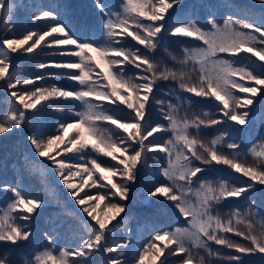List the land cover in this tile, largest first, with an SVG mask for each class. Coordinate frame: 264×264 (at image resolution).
<instances>
[{"label":"snow or ice","instance_id":"1","mask_svg":"<svg viewBox=\"0 0 264 264\" xmlns=\"http://www.w3.org/2000/svg\"><path fill=\"white\" fill-rule=\"evenodd\" d=\"M93 2L96 10L104 17V44L73 31L61 19L62 15L67 16L64 5H56L53 9L38 6L35 2L30 6H21L11 0H0V15L6 21L14 8L23 7L31 12L34 24L38 21L45 22L41 30L29 31L22 39L0 40V87L8 90L7 94L13 101L7 114L0 118V135L14 133L22 130L26 124L30 125L32 132L28 141L35 154L50 161L56 176L68 189L75 203L94 222L88 224L81 221L87 238L82 237L77 247L60 249L59 255H54L56 223L50 221L52 229L44 232L47 244L42 250L30 249L28 245L32 243V225L39 215L37 210L43 207L44 201L26 195L19 182L17 186H0V191L11 192L14 197L0 211V264H21L16 259L18 252H23L25 256L22 264H91L89 258L100 250L105 254L116 253V257L109 258L108 264H126L121 259L124 253L118 250L128 247L131 241L109 244L108 237L117 226L109 225L122 213L127 214L126 202L131 199L132 185L143 175L147 153H152L154 149L167 156V167L160 168L159 173L168 183L147 190L145 201L150 202V198L163 196L186 218L188 226L156 231L144 245L136 264H146V260L150 264H206L205 258L199 256V250L203 249L209 257L221 255L219 251L212 250L210 242L244 255L264 254V223H261L259 230L254 227L256 212L246 213L245 216H250L251 219H245L240 217L239 212L233 211L228 220L212 212L214 205L222 200H238L256 190L257 185L264 186V148L259 152L255 147L249 149L255 162L248 164L243 159L245 154L241 151L240 144L235 142V134L250 122V106L254 105V98L259 95L260 102L264 104V64L256 65L255 61L249 60L251 67L238 68L233 61L218 58L220 53L233 57L240 53H251L257 60L264 62V47H258L264 45V39H260L264 37V21L256 23L229 17L224 21V26L220 27L210 18L208 24L211 30L203 31L191 19L187 23L170 24L177 7L183 6L182 0H122L109 5L104 0ZM259 2L264 5V0ZM237 26L250 31L238 30ZM165 33L171 37H190L201 41L204 47L184 49L183 59L179 60L168 53L180 65L179 71L173 70L157 60ZM125 37H131L135 45L141 47H126ZM29 41L33 42L25 48ZM42 42L43 47L58 49L52 55L76 59L39 63L37 69L43 75L18 78L13 70L14 57L11 54L20 50L31 54L42 47ZM125 64L132 65L139 72L135 76H126ZM189 65L192 72L199 67L198 82H191L188 72L184 70ZM96 68L101 71L96 72ZM46 69L57 71L46 72ZM46 77L73 81L78 87L66 90L57 85L42 86L39 82ZM160 80L176 81L180 92L200 98H214L222 105L219 111L225 119L211 118L207 112L194 114L191 118H180V104L191 101L179 95L176 96V104L159 99L157 93L162 89L157 81ZM242 80L251 82V85L240 83ZM22 85L32 87H20ZM13 89L16 91H12ZM233 89L248 95L237 96ZM172 92L173 89H169L164 94L168 96ZM58 99L78 101L81 110L54 108V111L75 119L73 122L62 120L54 134H47L42 114L44 108L51 107V104L43 105L41 102ZM102 102L113 107L105 108ZM37 105L41 107L37 108ZM121 105L124 107L121 108ZM153 105H156L155 109ZM124 108L128 111L125 112ZM154 111L167 124L152 120ZM229 121L240 126H228L232 133L230 139H225L228 132H222L211 141L201 138L202 128L228 125ZM98 122L114 125L115 129L125 135L121 136L113 129L101 128ZM190 129L195 132H190ZM70 130L75 131L76 135L65 141L64 134ZM167 132H171L172 137L159 143L162 139L160 134ZM62 142L69 146L62 148L57 156L64 152L73 153L67 159H57L49 154V149L54 144L59 147ZM217 145H225L230 151L222 153ZM92 153L110 157L116 163L104 166ZM152 158L156 159L155 156ZM200 165H226L247 179L236 185L226 182L214 185L200 179L206 171V167ZM97 172L106 183L98 184L93 180ZM77 176L83 181L79 186L80 190H83L88 181H92V187L108 189L110 186L111 192L105 191L103 195L85 193L84 197L76 198L78 192L72 190L77 185L70 178ZM114 177H119V180L114 181ZM195 181H200V185L196 190L197 204L193 206L189 193L192 192ZM110 195L119 199L109 200L106 207L112 215L107 219L94 214L96 207L84 206L92 200L104 201ZM249 207L251 209L252 206ZM241 224L247 231L239 227ZM227 233L241 237L249 241V244L235 243L225 235ZM21 241L28 243L21 245ZM157 242L163 244V247ZM170 257H177V260L173 262ZM222 260L227 261V264H243L240 255H224Z\"/></svg>","mask_w":264,"mask_h":264},{"label":"trees","instance_id":"2","mask_svg":"<svg viewBox=\"0 0 264 264\" xmlns=\"http://www.w3.org/2000/svg\"><path fill=\"white\" fill-rule=\"evenodd\" d=\"M11 2L17 5H32L34 2L38 6L44 8H55L56 5L66 6L67 16L61 17V19L68 23L69 26L77 34L82 37L90 36L97 43L104 44L106 39L104 37L103 20L104 17L96 10L93 0H11ZM106 5L122 2V0H104ZM182 7H177L176 12L173 13L174 19L170 21V24L187 23L189 19L195 21L198 27L203 31H210L211 26L208 24V20L214 19L220 26H224V21L231 17L234 20L245 19L256 23L264 21V5L260 4L259 0H182ZM45 22L38 21L35 24L31 20V12L26 11L23 7L14 8L9 20H5L0 15V40L2 39H22L29 31L41 30L42 25ZM241 31H250L245 29H239ZM165 40L162 41L163 47L159 49V55L157 60L162 64L167 65L169 68L179 71L180 65L177 61L171 59L168 53L177 59H183L184 49H191L193 47H204L201 41L194 40L190 37H171L167 33ZM255 35L259 36L258 33ZM35 39V37L33 38ZM48 39H51L49 37ZM126 47L132 48L133 46L139 48L141 46L135 45V41L131 40V37H125ZM264 39V37H260ZM33 41H29L28 47ZM37 48L31 54H25L23 50L15 54H11L14 57L13 70L16 72L18 78H33L43 75L44 73L37 69L39 63H47L50 61H61L65 59H74L75 57H61L52 55L51 53L55 48L43 47ZM2 47V44H0ZM72 47V46H66ZM258 47H264V45H258ZM167 49V51H165ZM218 58L226 59L234 62V66L238 68L251 67L249 60L255 61L256 65L264 64L253 57L251 53H240L239 56L233 57L227 53L218 54ZM125 75L135 76L139 69H136L130 64H125ZM191 82L199 81V67L197 71H191V65L187 69ZM46 72H54L56 69H46ZM68 71V70H65ZM99 68H96V72H100ZM2 83V82H0ZM42 86L57 85L66 90H72L73 87H78L73 81L66 79H52L46 77L43 81L39 82ZM162 91L157 93L159 99L164 100L166 103L171 102L176 104V96L188 98L190 103H182L178 109V115L180 118H191L194 114H201L204 112L209 113L211 118L225 119L220 113L219 109L222 105L214 98H200L195 97L190 93L180 92L176 81H157ZM242 84L251 85L249 81H240ZM20 87H32L31 85ZM169 89H173L171 95L165 96V92ZM12 91H16L13 89ZM8 90L0 87V118L7 114L10 104L13 102L12 98L7 94ZM235 95L244 97L247 93H241L233 89ZM261 97L258 95L254 98V105L250 106L252 109V116L250 122L246 125L242 131L235 134V142L240 144L241 151L245 154L243 159L248 164L255 162V157L249 153V149L255 147L257 152L264 148V104L261 102ZM104 103L105 108H111L113 106ZM118 103V102H117ZM41 104L51 107H45L43 111V120L46 121L44 131L47 134H54L58 123L62 120L67 122H73L75 118H69L65 113H58L54 111L56 107H70L75 111H80L78 101L58 99L55 101H42ZM19 107V105H17ZM41 105H37L40 108ZM121 108L124 106L121 105ZM156 105H153L155 109ZM244 109H241L243 111ZM35 111V110H33ZM127 112L128 109L124 108ZM31 115V113H29ZM152 120L167 124L166 121L160 119L158 112H153ZM99 127L106 129H113L123 136L125 133L119 129H115L114 125L107 122H98ZM233 128H239V125H234L231 121L228 125H215L200 130V136L206 141H211L214 137L221 135L222 132H228L229 135L225 139H230L232 133L228 126ZM32 132L30 125L23 126L22 130H17L14 133H6L0 135V186L10 185L17 186L19 182L20 187L26 195L35 196L44 201V205L41 209H38L39 215L36 217L35 223L32 225L33 236L31 237L32 243L28 245L30 249L42 250L47 244L44 239V232L50 231L53 225L50 221H55V235L57 236L55 247L53 249L54 255H59L60 249H71L77 247L81 243V238H87V234L84 231L81 221H85L88 224L94 223L91 219L83 213L81 206L74 203L73 198L70 199L68 189L60 181L59 177L51 166L50 161L39 160L35 155V150L28 141V137ZM190 132H195L194 129H190ZM65 135V134H64ZM75 131H69L65 136V141L73 139L75 137ZM162 139L159 143L170 139L172 137L171 132L160 134ZM150 140L152 137L149 138ZM53 145L49 149V153L53 154L69 146L66 143ZM147 143V141H145ZM217 148L222 153H228L230 150L225 145H217ZM89 151H91L89 149ZM73 153H62L60 156L62 159L71 157ZM99 162L104 166L114 165L116 162L110 157H105L92 153ZM155 156L156 159L152 157ZM122 158V157H121ZM199 163V162H197ZM201 167H206L200 165ZM90 167V165H89ZM118 167H122L119 166ZM167 167V156L165 153L159 152L158 149H154L152 153H147L146 166L143 171V175L138 177L137 182L132 185L131 199L126 202V215L124 213L112 221L109 227L117 225L112 233L108 237V243H123L130 240L131 243L128 247L119 249L124 256L121 257L126 264H136L139 259V254L143 251L144 245L147 244L156 231L174 230L177 227H187V220L183 217L178 209L172 206V202L166 200L163 196L150 198V202L145 201L147 190L160 184H167L168 181L159 173L160 168ZM94 171V170H93ZM86 177V174H85ZM71 180L78 182L79 186L83 181L79 176L71 177ZM195 180V178H193ZM203 181H209L211 183L218 184L220 182H226L229 185H236L241 180H246L239 173H235L232 169L226 165H216L213 167H206V171L200 177ZM98 184H104L105 181L100 179V173H95L93 176ZM114 181H118L119 177H114ZM200 181H195L192 185V192L189 193V198L193 206L197 204V189H199ZM80 190V188H79ZM78 190V191H79ZM77 191V192H78ZM105 191L111 192L109 186L108 189L92 187V181H88L84 185L83 190L79 191L78 195L85 196V193L90 195H103ZM13 194L6 190L0 191V211L7 207V204L13 199ZM118 197L108 196L104 201H89L85 207L89 205L96 207V213L100 218L106 219L112 215L107 210V204L109 200H118ZM253 201L255 203L253 204ZM252 206L251 209L249 206ZM91 210V209H90ZM233 211L240 213L241 218L251 219L250 216H245L246 213L254 211L257 213L255 217L254 227L259 230L261 223H264V186L257 185L256 190L245 194L240 199L230 198L229 200H222L219 204L214 205L212 212L214 215L218 214L224 220L231 218ZM15 215V214H14ZM189 219V218H188ZM239 227L247 231V228L241 224ZM229 239L235 243L248 245L249 241L244 240L241 237L235 236L232 233L225 234ZM21 245H25L28 242L21 241ZM160 244V242H157ZM163 247V244H160ZM210 247L213 251H219L220 256L209 257L208 253L203 249L199 250V256L205 258L206 264H227V261L222 260L224 255H240L243 264H264V254L255 253L244 255L236 253L233 249L224 248L220 245H215L210 242ZM116 257V253H103L102 250L96 251L89 258L91 264H108L109 258ZM199 258V257H197ZM16 259L21 262L25 259L23 252L16 254ZM170 260L175 262L177 257H170ZM146 264H150L146 260ZM158 264V262H157Z\"/></svg>","mask_w":264,"mask_h":264},{"label":"rangeland","instance_id":"3","mask_svg":"<svg viewBox=\"0 0 264 264\" xmlns=\"http://www.w3.org/2000/svg\"><path fill=\"white\" fill-rule=\"evenodd\" d=\"M76 58H74L73 60H75ZM240 82V81H239ZM70 131H72V130H70ZM67 134L68 133H65V135L64 136H67ZM61 144H63V143H60V145ZM64 148V147H63ZM61 150V149H60ZM60 150L58 151V152H60ZM65 153V152H64ZM50 154V153H49ZM36 155V154H35ZM50 155H52V156H55L57 159H62V157H57V152H54L53 154L51 153ZM38 158H39V160L41 161V160H45V161H48L46 158H41V157H39L38 155H36ZM52 169V168H51ZM73 183H75L76 185H77V188H74L72 191L73 192H77L78 190H79V184H78V182L77 181H75V180H71ZM79 191H81V190H79ZM79 191H78V193H79ZM67 196L70 198V199H72L73 197L70 195V194H67ZM76 198H81V196L80 195H78ZM74 200V199H73ZM74 203H75V200H74ZM107 219V218H106ZM190 219V218H189Z\"/></svg>","mask_w":264,"mask_h":264}]
</instances>
